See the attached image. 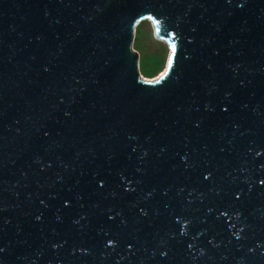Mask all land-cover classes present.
Returning a JSON list of instances; mask_svg holds the SVG:
<instances>
[{
	"label": "water",
	"instance_id": "obj_1",
	"mask_svg": "<svg viewBox=\"0 0 264 264\" xmlns=\"http://www.w3.org/2000/svg\"><path fill=\"white\" fill-rule=\"evenodd\" d=\"M0 264H264V0H0Z\"/></svg>",
	"mask_w": 264,
	"mask_h": 264
},
{
	"label": "rangeland",
	"instance_id": "obj_2",
	"mask_svg": "<svg viewBox=\"0 0 264 264\" xmlns=\"http://www.w3.org/2000/svg\"><path fill=\"white\" fill-rule=\"evenodd\" d=\"M131 48L138 55V73L141 79L153 80L165 69L170 51L165 43L153 37L150 21H143L134 28Z\"/></svg>",
	"mask_w": 264,
	"mask_h": 264
},
{
	"label": "bare ground",
	"instance_id": "obj_3",
	"mask_svg": "<svg viewBox=\"0 0 264 264\" xmlns=\"http://www.w3.org/2000/svg\"><path fill=\"white\" fill-rule=\"evenodd\" d=\"M163 72H164V70L160 72L159 76H160ZM154 79H156V78H154ZM154 79H153V80H154ZM145 81H146V80H145ZM149 81H152V80H149Z\"/></svg>",
	"mask_w": 264,
	"mask_h": 264
}]
</instances>
